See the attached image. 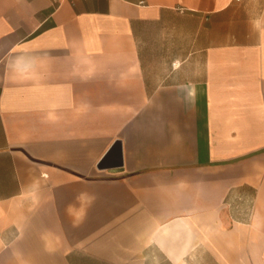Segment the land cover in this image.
<instances>
[{
    "label": "crops",
    "instance_id": "crops-1",
    "mask_svg": "<svg viewBox=\"0 0 264 264\" xmlns=\"http://www.w3.org/2000/svg\"><path fill=\"white\" fill-rule=\"evenodd\" d=\"M0 264H264V0H0Z\"/></svg>",
    "mask_w": 264,
    "mask_h": 264
},
{
    "label": "water",
    "instance_id": "water-1",
    "mask_svg": "<svg viewBox=\"0 0 264 264\" xmlns=\"http://www.w3.org/2000/svg\"><path fill=\"white\" fill-rule=\"evenodd\" d=\"M123 166L122 141L114 139L102 157L98 160V169L118 170Z\"/></svg>",
    "mask_w": 264,
    "mask_h": 264
}]
</instances>
